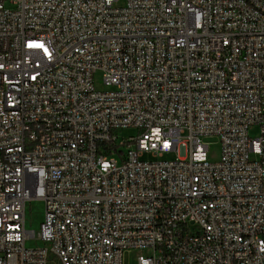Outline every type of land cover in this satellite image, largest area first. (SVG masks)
Instances as JSON below:
<instances>
[{
  "label": "built area",
  "instance_id": "obj_1",
  "mask_svg": "<svg viewBox=\"0 0 264 264\" xmlns=\"http://www.w3.org/2000/svg\"><path fill=\"white\" fill-rule=\"evenodd\" d=\"M146 251L264 264V0H0V264Z\"/></svg>",
  "mask_w": 264,
  "mask_h": 264
},
{
  "label": "rangeland",
  "instance_id": "obj_2",
  "mask_svg": "<svg viewBox=\"0 0 264 264\" xmlns=\"http://www.w3.org/2000/svg\"><path fill=\"white\" fill-rule=\"evenodd\" d=\"M118 6L122 7V4H119ZM96 88L98 90L104 91V86L102 84L101 80V74H99L96 77ZM138 131L136 129H126L119 132V139H127L130 137L137 136ZM250 137L251 139H257L260 137V128L255 126L250 129ZM206 142L210 144V152H209V160L211 162H218L221 156V146L216 138H208L206 139ZM177 156L175 154L167 155L164 159H158L157 161H174L176 160ZM144 161H154L156 159H153L152 155L148 154L145 155L143 158ZM44 203L41 201H31L27 205L26 209V228L29 231L36 232V235L38 236L41 224L43 222L44 218ZM43 246V243L40 240H28L26 242L27 248H40ZM149 256V252H135L132 255H127L125 257V264H139L138 259L140 256Z\"/></svg>",
  "mask_w": 264,
  "mask_h": 264
}]
</instances>
